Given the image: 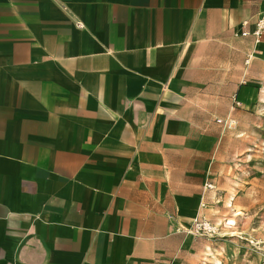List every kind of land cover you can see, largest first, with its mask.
<instances>
[{
	"label": "crops",
	"instance_id": "obj_1",
	"mask_svg": "<svg viewBox=\"0 0 264 264\" xmlns=\"http://www.w3.org/2000/svg\"><path fill=\"white\" fill-rule=\"evenodd\" d=\"M263 11L0 0V264H125L151 187L171 180L168 144L188 135L176 80L200 43L253 31Z\"/></svg>",
	"mask_w": 264,
	"mask_h": 264
},
{
	"label": "rangeland",
	"instance_id": "obj_2",
	"mask_svg": "<svg viewBox=\"0 0 264 264\" xmlns=\"http://www.w3.org/2000/svg\"><path fill=\"white\" fill-rule=\"evenodd\" d=\"M190 68L174 96L188 135L125 264H264V31L200 43Z\"/></svg>",
	"mask_w": 264,
	"mask_h": 264
},
{
	"label": "built area",
	"instance_id": "obj_3",
	"mask_svg": "<svg viewBox=\"0 0 264 264\" xmlns=\"http://www.w3.org/2000/svg\"><path fill=\"white\" fill-rule=\"evenodd\" d=\"M247 22H244V28L243 30L240 32L241 36H259L261 34L262 31H264V11L262 12L260 18L258 19V21L256 22V26L255 29L253 31L249 30L246 28L247 26ZM81 25V23L79 24Z\"/></svg>",
	"mask_w": 264,
	"mask_h": 264
},
{
	"label": "bare ground",
	"instance_id": "obj_4",
	"mask_svg": "<svg viewBox=\"0 0 264 264\" xmlns=\"http://www.w3.org/2000/svg\"><path fill=\"white\" fill-rule=\"evenodd\" d=\"M234 221H235L234 218H229V222L228 223H232L233 224Z\"/></svg>",
	"mask_w": 264,
	"mask_h": 264
}]
</instances>
